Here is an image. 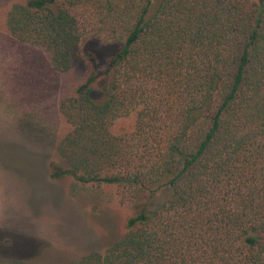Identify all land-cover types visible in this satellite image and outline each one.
<instances>
[{
	"label": "trees",
	"instance_id": "trees-1",
	"mask_svg": "<svg viewBox=\"0 0 264 264\" xmlns=\"http://www.w3.org/2000/svg\"><path fill=\"white\" fill-rule=\"evenodd\" d=\"M5 26L57 72L93 41L116 47L59 99L51 175L169 192L63 264H264V0H23Z\"/></svg>",
	"mask_w": 264,
	"mask_h": 264
},
{
	"label": "rangeland",
	"instance_id": "rangeland-1",
	"mask_svg": "<svg viewBox=\"0 0 264 264\" xmlns=\"http://www.w3.org/2000/svg\"><path fill=\"white\" fill-rule=\"evenodd\" d=\"M17 1L23 0H0V264H63L90 250L102 252L140 206L152 208L169 192L161 188L148 200L143 193L131 199L118 186L51 175L66 166L55 150L68 130L59 99L91 68H102L116 47L93 41L94 59L79 52L67 72H57L42 47L7 32L6 12ZM132 119L119 118L112 129L128 130Z\"/></svg>",
	"mask_w": 264,
	"mask_h": 264
}]
</instances>
